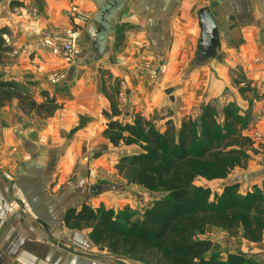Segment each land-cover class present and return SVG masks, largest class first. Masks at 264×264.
Segmentation results:
<instances>
[{"label":"crops","instance_id":"1","mask_svg":"<svg viewBox=\"0 0 264 264\" xmlns=\"http://www.w3.org/2000/svg\"><path fill=\"white\" fill-rule=\"evenodd\" d=\"M204 7L216 22L219 47L200 59L197 13ZM0 29L9 32L17 52L0 68L4 78L36 103L45 93L58 106L39 120L43 125L33 126L38 132L21 135L13 128L19 122L27 128L32 119L17 101L0 109V264H141L94 246L90 230L64 224L66 212L82 205L109 207L107 186L88 179L91 168L139 152L135 146L116 157L109 153L101 134L111 122L132 125L141 116L162 131L167 122L178 126L214 101L221 114L234 104L250 119L243 134L256 153H249L250 176L235 175L231 184L264 178V163L260 169L256 164L264 158V0H0ZM66 34L76 36L77 55L69 64L42 45L54 37L63 42ZM142 61L166 67L154 86L135 72ZM61 72L63 81L48 82ZM241 80L245 94L235 85ZM116 84L113 116L107 95ZM94 187L99 189L91 194ZM125 198L117 209L128 204Z\"/></svg>","mask_w":264,"mask_h":264},{"label":"trees","instance_id":"2","mask_svg":"<svg viewBox=\"0 0 264 264\" xmlns=\"http://www.w3.org/2000/svg\"><path fill=\"white\" fill-rule=\"evenodd\" d=\"M16 54L9 32L0 29V68L11 64ZM113 88L107 99L115 116V95L120 88L118 84ZM246 91L247 86L241 93ZM41 96L43 102L36 103L0 72V109L17 101L21 112L46 119L58 106L45 93ZM216 116L212 107L204 106L198 116L185 117L178 126L167 122L162 131L141 116L132 125L111 122L104 134L112 146L135 144L139 149L137 154L119 159L118 174L127 184L161 197L137 220H130L126 211L114 213L82 205L78 211L66 212L65 226L89 229L94 246L141 264H254L241 254L219 260L210 255L211 241L201 239L209 228L229 237L239 235L249 243L264 239L263 191L253 187L241 197L233 184L211 202L210 190L194 184L198 179L223 180L235 169L245 170L249 153H256L253 140L243 134L247 121L234 105L223 109L222 125Z\"/></svg>","mask_w":264,"mask_h":264},{"label":"rangeland","instance_id":"3","mask_svg":"<svg viewBox=\"0 0 264 264\" xmlns=\"http://www.w3.org/2000/svg\"><path fill=\"white\" fill-rule=\"evenodd\" d=\"M66 36H67L66 39H63L64 42L70 41L75 46V39H76L75 34H72V35L66 34ZM76 55H77V53L75 54V56ZM64 63L69 64L65 61H64ZM135 65H137V66H135V72L139 75L140 79L145 80L147 82V84H149L151 86H154L156 84V81L159 78V76L164 74L166 71L165 66H163V65L158 66L156 63H153L152 61H150V62L142 61V63H138ZM54 76L61 77L60 81H63V79L65 78V74L63 72H61V74H51L50 77H48L49 78L48 82ZM235 85L238 87L240 86L241 90L245 88V85H244L242 80L235 82ZM112 95H113V93H112ZM215 102L216 101H214V104L212 106H210V105H207V106L212 107L216 111V113H217L216 120H217L219 125H222L223 124V121H222V114L223 113L221 114V111L218 108H216L217 104ZM191 105L193 107L192 109H197L194 102ZM232 105H234V104H232ZM235 109H236V112L239 113V108L237 106H235ZM5 110H8V109L6 108ZM11 111L12 110H9V112H6L4 114V117L11 115ZM22 114L25 117L32 119L31 124L29 127L24 128V126L26 125V122H19L13 128V130H12L13 133H15L17 135H21L23 132H25L28 129L38 132L39 128H35L33 126L36 125L37 123L39 125H43V123L40 122L42 120V118H35L33 116V114H25L23 112H22ZM246 115L248 116V114H246ZM243 119H245L247 121V124H246V127H247V125L250 124V119L247 118L246 116H244ZM157 121H158V123H161L163 120L158 119ZM123 135L126 136V134H123ZM101 140H102V142L106 143L107 148L109 149V153L114 152L115 157L118 154L121 155L122 152H124V150L127 147H131V148L135 147V144L125 145L124 143H120L117 147H114L108 142V137L106 134H104V132L101 134ZM120 158H122V157H120ZM259 158L260 159H258L256 164H257V167H259V169H260V167L262 168V165L264 163V158H262V157H259ZM119 159L116 157V160L108 162L107 166H104V167H98L95 169L91 168L90 171L88 172V179L92 184H95V185L104 184L107 186L106 191H107V197L109 199V203H108L109 207H104L102 205V207L100 206L99 208H103L105 210H112L114 213H122V212L126 211V214L129 215L128 218H130V220H137L140 216V213L145 208H147L148 206H150L152 204L151 202L154 200V198H156L157 193H149V192H146V191H144V190H142V189H140L134 185L127 184V182L118 174V167L117 166H118ZM259 169L256 168V170H259ZM233 171H236V172L232 173ZM233 171L223 180H214V181L203 180V181H201L198 179L194 182V184L197 187H202L203 189L210 190V193H211L210 201L212 202V201L217 200L218 196H220L222 194L223 190L227 186L232 185L231 183H232L233 179L235 178V175L245 174L247 177L250 176L247 168L245 170L235 169ZM263 182H264V178L261 176H260V178L254 179V180H250L247 178V183H243L242 180H239V182L237 184V186L239 187L238 188V195L241 197L245 196L249 191L253 190V187H256V189L264 192ZM122 196H127V198H125V199H127L126 202H128V204L125 206H122L121 210H119V209H117L116 206L118 204H120L119 199L122 198ZM129 200H131L132 203L131 202L129 203ZM110 206H113L112 207L113 209H108V208H110ZM86 230H89V229H86ZM206 236H207V238H206ZM204 237L206 239L210 240L212 243L210 255H214L219 260H225L226 257L228 256V254H241V255L245 256L246 259H249L254 264H264V239L259 243H249V242H246L245 240H243L241 238V236H239V235L236 237H229L225 232L220 231L219 229H215V228H209ZM113 256H115V255H113ZM115 257L117 259L120 258L121 260H129L130 262L132 261L134 263H137L134 260H131L129 258L118 257V256H115Z\"/></svg>","mask_w":264,"mask_h":264},{"label":"water","instance_id":"4","mask_svg":"<svg viewBox=\"0 0 264 264\" xmlns=\"http://www.w3.org/2000/svg\"><path fill=\"white\" fill-rule=\"evenodd\" d=\"M197 22L200 35V40L197 44V56L200 57V59L212 57L219 47V38L216 22L208 7H204L198 11ZM0 176L3 175L0 173ZM243 180L247 183L246 177H243ZM98 189V187L92 188L91 194H94ZM48 241L55 245L50 238H48ZM58 247L63 249L61 246ZM65 251L73 254L71 250Z\"/></svg>","mask_w":264,"mask_h":264},{"label":"built area","instance_id":"5","mask_svg":"<svg viewBox=\"0 0 264 264\" xmlns=\"http://www.w3.org/2000/svg\"><path fill=\"white\" fill-rule=\"evenodd\" d=\"M14 1V0H12ZM42 45H48L49 47L53 48V53L56 55H59L62 60H64L67 63H70L75 54L77 53V50L75 46L69 41V42H61L58 38L54 37L48 40H44L42 42ZM61 80V77L54 76L50 79V83L55 85Z\"/></svg>","mask_w":264,"mask_h":264}]
</instances>
